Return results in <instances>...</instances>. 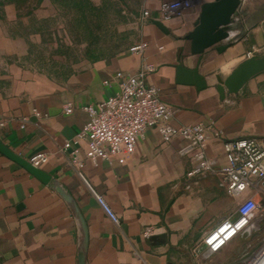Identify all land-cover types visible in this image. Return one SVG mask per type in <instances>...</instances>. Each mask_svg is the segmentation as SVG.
<instances>
[{
	"label": "crops",
	"instance_id": "obj_1",
	"mask_svg": "<svg viewBox=\"0 0 264 264\" xmlns=\"http://www.w3.org/2000/svg\"><path fill=\"white\" fill-rule=\"evenodd\" d=\"M163 1L146 0L151 18L140 23L138 43H148L143 53L128 49L110 59L85 60L58 79L20 61L23 35L11 29L30 15L16 3L0 0V140L27 160L40 152L50 154L41 169L73 198L87 224L86 264H231L240 252L242 232L209 258L197 257L193 247L223 219L235 217L239 202L255 193L249 189L238 199L228 193L221 173L227 165L223 141L248 136L264 141V71L225 98L218 90V78H227L249 59V52L260 57L264 28L231 31L230 39L220 43H231L225 51L219 52L215 45L194 54L187 35L200 17L201 5L164 21ZM178 65L199 68L207 86L199 89L179 82ZM147 66L154 67L147 84L157 86L162 102L174 108V125L204 123L223 135L208 134L206 152L214 171L188 177L194 160L182 153L187 141L176 136L164 144L156 127L147 130L132 154L123 152L98 165L86 161L82 168L73 165L72 148L65 149L64 144L88 121L83 107L118 91L116 82L105 84L116 72L137 73ZM67 103L75 109L71 114L64 112ZM86 150L82 142L81 158ZM262 195L256 194L258 201ZM147 226L156 229L155 235L143 236ZM83 246L73 204L0 151V264H81ZM203 250L204 245L200 254Z\"/></svg>",
	"mask_w": 264,
	"mask_h": 264
},
{
	"label": "built area",
	"instance_id": "obj_2",
	"mask_svg": "<svg viewBox=\"0 0 264 264\" xmlns=\"http://www.w3.org/2000/svg\"><path fill=\"white\" fill-rule=\"evenodd\" d=\"M203 0H166L160 4L161 20H169L182 16L195 5H202ZM151 18V11L144 10L141 21ZM147 42H140L129 48L131 53H143ZM252 52L248 53L251 58ZM154 70L153 66L142 68L137 73L116 72L105 84L116 82L118 91L105 100L97 101L83 107L88 114L84 127L70 140H66L65 149L72 148V163L82 168L86 161L98 165L101 160H111L123 152H135L137 142L144 139L150 127H156L164 144L171 142L176 136L187 141L182 153L194 160L188 177H197L214 171V161L207 156L209 131L215 138H223L219 130L204 123L174 125L171 122L174 108L162 102L160 89L147 84V75ZM64 112L71 114L74 107L71 103L64 106ZM27 119L24 118V121ZM86 142L87 150L81 158L79 147ZM227 155V165L221 169L227 181V191L236 199L249 189L255 190L253 195L241 200L236 216L223 219L216 227L208 231L193 247V253L199 257L209 258L220 251L241 232L249 228L260 202L256 194H264V141L255 136L223 141ZM50 154L40 152L33 155L29 162L38 168L48 163ZM83 176V175H82ZM85 179V178H84ZM87 185L91 188L88 181ZM92 189V188H91ZM94 192V190H93ZM96 194V193H95ZM110 218L118 222L117 215L98 196ZM153 226L145 227L144 237L155 235ZM204 245L202 254L199 248ZM246 264H264V246L251 254Z\"/></svg>",
	"mask_w": 264,
	"mask_h": 264
},
{
	"label": "rangeland",
	"instance_id": "obj_3",
	"mask_svg": "<svg viewBox=\"0 0 264 264\" xmlns=\"http://www.w3.org/2000/svg\"><path fill=\"white\" fill-rule=\"evenodd\" d=\"M37 1L18 0L23 13L35 6ZM91 1L103 7L100 17L105 18V25L96 34L97 40L109 48L105 54L128 50L140 41L141 15L146 0ZM76 14L74 10L59 8L45 0L32 15L26 17L24 24L11 29L23 35L24 41L19 47L20 61L58 79L79 68L82 62L88 60L86 46L89 39L71 27ZM234 19L238 25L234 32H246L257 25L264 28V0H242ZM258 55L264 56V50ZM259 202L260 208L249 228L239 235L240 252L237 260L231 264H246L251 254L264 246V194ZM241 247L244 249L240 250Z\"/></svg>",
	"mask_w": 264,
	"mask_h": 264
},
{
	"label": "water",
	"instance_id": "obj_4",
	"mask_svg": "<svg viewBox=\"0 0 264 264\" xmlns=\"http://www.w3.org/2000/svg\"><path fill=\"white\" fill-rule=\"evenodd\" d=\"M241 4L242 0H209L203 2L201 5L200 17L195 23L194 29L187 35V39L191 41L192 53H203L206 49L215 45H217L216 49L219 52L225 51L231 43H220L230 39L231 31L237 28L238 25L235 23L234 17L238 14ZM155 23L167 32V28L162 21L156 20ZM262 71H264V56L251 57L243 61L227 78H218V90L221 96L225 98L227 94L238 93L252 77ZM178 81L196 85L199 89H203L207 86L204 77L199 73V68L187 69L183 65H178ZM0 151L25 167L41 181L54 187L67 201L73 204L84 235V246L81 250L80 263L86 264L88 229L86 221L78 206L73 201V198L65 192L59 182L50 174L34 166L29 160L16 154L6 146L2 140H0Z\"/></svg>",
	"mask_w": 264,
	"mask_h": 264
},
{
	"label": "trees",
	"instance_id": "obj_5",
	"mask_svg": "<svg viewBox=\"0 0 264 264\" xmlns=\"http://www.w3.org/2000/svg\"><path fill=\"white\" fill-rule=\"evenodd\" d=\"M9 2H14L18 6L19 10L21 9V5L18 0H8ZM45 0H38L35 6L30 8L25 14L32 15L37 9L40 7ZM52 4L57 7L66 8L68 10H74L77 14L74 21L71 24V27L84 35L89 39L86 46V56L90 61H96L100 59H110L114 57L119 50H115L110 54H105L106 48L103 44L99 42L97 37V30L101 29L105 24V18L100 17L102 15V6L95 5L91 0H50ZM92 16H96V18H91Z\"/></svg>",
	"mask_w": 264,
	"mask_h": 264
}]
</instances>
